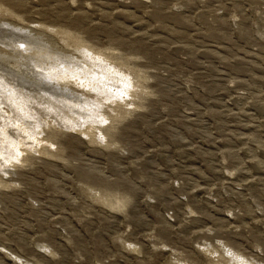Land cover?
<instances>
[{"label":"rangeland","instance_id":"1","mask_svg":"<svg viewBox=\"0 0 264 264\" xmlns=\"http://www.w3.org/2000/svg\"><path fill=\"white\" fill-rule=\"evenodd\" d=\"M1 93L0 264H264V0H0Z\"/></svg>","mask_w":264,"mask_h":264},{"label":"bare ground","instance_id":"2","mask_svg":"<svg viewBox=\"0 0 264 264\" xmlns=\"http://www.w3.org/2000/svg\"><path fill=\"white\" fill-rule=\"evenodd\" d=\"M11 98H12V96L8 95L7 93H1L0 94V133L1 134H3V132H4L3 130H5V126H4V122H3L4 121V118L7 117L6 116V113L2 110V103L3 102H5V103L11 102L12 101V100H10ZM14 111H15V113H13L11 116H9V118L13 117L15 119V121H17V119H18L17 116L20 114L21 109L15 108ZM23 111L24 112L25 111L28 112V110H23ZM63 116L70 118L68 120V122H67V125L70 126L71 128H76V127L79 126L78 122H75V123L74 122H70L71 120H77V119H75L76 116L71 117L70 113H67V112H65V114ZM83 116L84 117H88V119H90V118L93 119L92 112L89 113V114H83ZM83 116H81L80 114H78V117H81L79 119L80 122H84V120H83L84 118H82ZM8 142L11 144L10 141H8ZM12 147L14 149L16 147V145H13ZM18 153H20V152L18 151ZM1 156H2V154L0 152V164L5 163L4 158H2Z\"/></svg>","mask_w":264,"mask_h":264}]
</instances>
